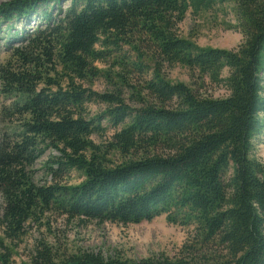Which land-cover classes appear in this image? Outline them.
Masks as SVG:
<instances>
[{"label": "trees", "instance_id": "16d2710c", "mask_svg": "<svg viewBox=\"0 0 264 264\" xmlns=\"http://www.w3.org/2000/svg\"><path fill=\"white\" fill-rule=\"evenodd\" d=\"M225 5L242 36L235 48L179 35L189 10ZM35 19L30 31L14 28ZM0 27L9 40L0 62L4 239L54 210L124 226L165 215L191 229L173 258H59L44 247L30 264H264V164L254 156L264 143V0H10ZM175 66L189 85L167 79ZM98 78L110 91L90 88ZM90 103L105 108L89 116ZM103 121L113 132L100 147L92 136L104 135ZM46 151L57 155L43 164L50 180L37 184ZM71 172L83 180L69 185ZM4 251L0 264H10Z\"/></svg>", "mask_w": 264, "mask_h": 264}, {"label": "rangeland", "instance_id": "374dc122", "mask_svg": "<svg viewBox=\"0 0 264 264\" xmlns=\"http://www.w3.org/2000/svg\"><path fill=\"white\" fill-rule=\"evenodd\" d=\"M8 1L10 0H0V6ZM67 6L68 4L63 5L64 8ZM231 10L232 8L228 5L214 6L208 10L191 9L178 25L179 35L201 48L227 50L235 48L242 40V36L230 27L234 24ZM38 22L35 19L30 21L28 27L16 24L14 28L18 31H21V28L30 31L39 24ZM0 29V62H2L8 56L5 50L9 40L6 37L5 27ZM96 66L103 71H108L109 68V65L104 63H97ZM165 74L173 83L190 84L188 71L182 66H175L165 71ZM222 76H226V72H223ZM90 88L99 93L110 91L109 81L98 78L93 81ZM212 93L214 97L224 95L221 88H214ZM6 103L7 101L0 97V108ZM86 108L89 116H96L103 112L105 107L98 103H90L86 105ZM102 125L107 127L104 135L92 136L93 142L100 147L105 146L113 132L105 121ZM4 129L5 126L0 121V133ZM260 139L264 142V133ZM56 155V152L46 151L36 163L34 179L37 184L50 180L42 168L49 156ZM254 156L264 164V143L255 146ZM108 158L112 162L119 160L118 155L113 153H110ZM82 180L81 174L71 172L66 181L69 185H75ZM2 203L0 197V212ZM34 218L25 224L22 236L10 242L4 239L0 229V240L10 255V264H30L38 250L44 247L49 248L51 254L59 258L83 252L99 254L106 260L118 259L132 262L148 258H173L191 233L190 228L169 224L165 215H160L151 221L125 226L108 222L69 220L57 210L44 214L38 219L34 220ZM4 249H0V253H4Z\"/></svg>", "mask_w": 264, "mask_h": 264}]
</instances>
